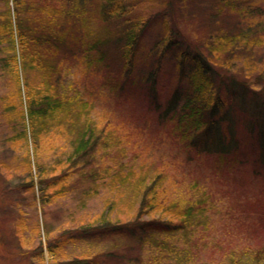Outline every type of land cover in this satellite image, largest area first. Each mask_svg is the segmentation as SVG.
Segmentation results:
<instances>
[{
    "label": "rangeland",
    "instance_id": "1",
    "mask_svg": "<svg viewBox=\"0 0 264 264\" xmlns=\"http://www.w3.org/2000/svg\"><path fill=\"white\" fill-rule=\"evenodd\" d=\"M25 1L27 7L30 0ZM126 1L128 5L132 2L130 11L137 15V28L140 30L138 59L141 60L145 55V59L152 63L146 68L138 62L134 71L151 68L154 70L153 64L158 62L159 65L154 80L147 77L146 82H139L140 89L135 99L127 101L124 98L115 102L117 106H110L109 101L112 100L106 99L107 101L103 102L93 97L91 114L98 120V128L104 127L105 132L115 135V141L118 142L116 147L110 144L104 148L107 150L112 147L109 154L100 153L99 162H110L109 159L113 155H119L123 163H128L122 170L127 174L125 178L128 185L123 184L122 187L119 181H114L115 184L110 180H95L96 184L85 183L79 186L78 191L66 195L65 178L59 181L60 188L64 189H60L62 193L52 194L50 201L43 202L40 196L52 190L55 192L59 187H50L48 191L41 190L39 169L35 164L37 161L30 152L33 150V141L28 128L26 130L29 156L25 152L27 147L23 148L22 145L13 144L8 140L13 133L8 128L19 116L16 109L22 110L20 115L26 118V106L23 94L20 96L24 105L19 106V95L15 93L16 88L11 82L13 78L0 66V264H52L53 260H66V255L73 256L72 253L76 252L71 250L75 248L95 245L94 241L78 242L76 246L68 247L58 259L52 258L46 247L47 238H56L62 231L71 227L130 222L136 219H140L137 224L141 225L142 220L171 219L173 214L168 210L155 208L153 201L151 205L146 203L143 206H140V197L139 202L136 201L137 194L132 191V183L139 176L144 178L145 173H148L144 178L147 183L149 175L154 177L160 173L164 177L161 188L171 191V204L181 203V192H187L197 202L202 201L200 208L203 210L198 214L201 222L193 223L194 226L188 225L186 238H182L180 232L175 235L176 252H185L180 264H186L183 263L184 258H189L187 264H234L238 261L240 264H256L253 254L264 250V164L257 153L258 146L255 142V135L260 128L253 119L251 109L249 114L241 109L245 104L238 98V94L236 96L238 89L227 90V76L232 75L248 85L245 96L252 102L253 93L261 89L264 81V38L255 46L244 41L234 46L228 44L229 47L226 46L222 50V55L213 48L210 50L207 42L212 29L221 28L231 32L243 28V16L240 14L246 11L239 3L235 5V0H219L221 4L217 3L218 0ZM101 2L102 0H81L78 7L82 9L81 12H85L81 14V18H85L90 12H99ZM260 7L259 11L264 12V0L261 1ZM4 8L5 4L0 0V24L5 20ZM253 18L258 24L261 23L262 17L259 14ZM95 23L100 31L106 27L101 20L96 19ZM165 23L169 26L168 33L175 35L174 40L177 42L173 47L165 48ZM88 25L92 26L91 23ZM113 28L115 25L112 23L110 29ZM255 33H258L256 36L259 37L264 31L257 27L252 36H255ZM4 43H0V48ZM179 44H189L191 49L202 50V54L207 55L216 65L214 81L219 85L224 110L229 113L227 126L234 133L233 140H237L235 157H232V154L226 157L207 151L195 153V148L188 150L190 147L171 136V132L174 133L172 128L175 126V120H169L165 124L160 121L159 114L166 100L175 89L180 90L185 86L183 74H187L189 70L188 61H185L187 65L180 80L179 69L176 67L178 60L174 57L179 54L175 50ZM159 51H162L160 57ZM1 53L0 51V57ZM90 78L91 86L100 90L97 84L99 77L91 75ZM86 82V79L82 78V83ZM249 122L253 123L250 128ZM195 142L204 149L205 145L211 144V138L206 131H202ZM99 151H102V148L99 147ZM171 178L176 181L172 190L167 187ZM32 181V186L28 185ZM22 182H26L24 187L21 186ZM194 186L196 188H192ZM128 187L127 193H120L121 188ZM188 187H191V190L185 191ZM83 190L84 204L77 207ZM108 203H111V208ZM150 231L145 232V236L148 232L151 233ZM154 236L161 246L163 242L170 243L173 237L164 232H155ZM129 239L125 243L135 244L134 238ZM104 242L109 244V240ZM145 244H148V241H145ZM131 247L127 248L129 253L139 252L135 246L130 249ZM252 251L255 252L252 254ZM167 260L175 264L173 260ZM102 263L122 264V257Z\"/></svg>",
    "mask_w": 264,
    "mask_h": 264
},
{
    "label": "trees",
    "instance_id": "2",
    "mask_svg": "<svg viewBox=\"0 0 264 264\" xmlns=\"http://www.w3.org/2000/svg\"><path fill=\"white\" fill-rule=\"evenodd\" d=\"M2 1L5 4V20L0 24V43H5L0 48V66L13 78L9 79H12L15 93L19 95V106H26V118L20 115L22 110L16 109L19 116L8 128L13 132L8 140L23 148L27 147L25 152L29 156L28 128L33 141V150L30 152L37 161L35 164L39 169L41 190L59 187L55 192H46L40 199L48 202L53 198L52 194H61L64 189L66 195L73 194L85 183L96 184L95 180L101 182L105 179L115 184L114 181H119L122 187L123 184L128 185L125 178L127 174L122 171L128 163H123L119 155H113L110 162H99L98 156L102 153L109 154L110 149L116 147L118 142L115 141V135L105 132L104 127L98 128V120L91 114V110L93 97L103 102L106 99L112 100L109 105L115 106L124 98L127 101L135 99L140 89L139 82L145 81L147 77L154 80L158 62L153 64L154 70L140 69L139 73L134 71L138 62L146 68L152 63L145 59V55L141 60L138 59L140 30L137 28V15L129 8L132 2L128 5L126 0H102L99 12H90L82 19L81 14L85 12H81L82 9L78 7L81 0H30L27 7L25 0ZM261 1L235 0V5L239 3L246 11L240 14L243 16V28L230 32L215 27L208 37L207 45L210 50L213 48L222 55V50L229 47L228 44L234 46L244 41L255 46L257 42L263 41V33L259 37L256 36L258 33L252 36L257 27L264 31V12L259 11ZM217 3L221 4L219 0ZM257 14L262 17L260 24L253 20V16ZM96 19L105 23L106 27L101 31L96 27ZM88 23L92 26H87ZM112 23L115 28L110 29ZM164 28L167 34L163 38L165 48L173 47L177 42L174 40L175 35L168 33L169 26L166 23ZM188 46L189 44L177 45L175 50L179 54L174 56L178 60L176 67L179 69L180 80L187 65L185 61H188L189 70L187 74H183L185 86L180 90L175 89L168 97L159 114L160 121L165 124L169 120H175L171 136L190 147L188 150L195 148V153L207 151L226 157L232 154L235 157L237 140H233L234 133L227 126L229 113L224 110L219 85L214 81L216 65L207 55L202 54V50ZM160 56L162 51H159ZM91 75L99 77L97 84L100 90L91 86ZM82 78L86 79L85 84L82 83ZM227 79V90L238 89L236 96L238 94V98L245 104L241 109L248 114L251 109L253 119L259 125L255 142L258 146L257 153L264 164V81L261 89L255 90L250 102L245 96L248 85L232 75H228ZM22 94L24 104L20 96ZM6 103L7 101L4 104ZM250 125L253 126V123L249 122V128ZM202 131H206L211 138V144L205 145L204 149L195 142ZM110 144L113 145L111 148L104 149ZM99 147L102 151H99ZM147 175L145 173V177ZM65 178L66 186L62 189L59 181ZM144 178L139 176L133 180L134 186L131 187L137 194L136 201L139 202L140 197V206L146 203L151 205L153 201L155 208L170 211L173 214L171 219L152 218L142 220L141 225L137 224L140 219H136L65 229L56 238H47L46 247L52 258L58 259L68 247H74L78 242L94 241L95 245L75 248L71 250L76 252L72 253L73 256L66 255V260H53L52 264H103V261L115 260V257H122V264H173L167 259L173 260L175 264L182 263L185 252H176L175 235L180 232L181 237L186 238L188 225L194 226L193 223L201 222L198 214L203 210L200 208L202 201L197 202L187 192H181V203L171 204V191L161 188L164 177L160 173L154 177L149 175V179H146L149 183ZM32 183L33 181L28 185L32 186ZM175 183L174 178H171L167 187L172 190ZM25 185L26 182H22L21 186ZM121 190L120 193H127L129 187ZM190 190L191 187L185 188V191ZM82 192L77 207L84 204V190ZM109 205L111 203H108V207ZM191 229L190 227V231ZM147 231L151 233L148 232L145 236ZM155 232L171 234V242H163L161 246L154 236ZM129 238H134L135 244L125 243ZM106 240H109V244L104 242ZM134 246L139 252L129 253L127 248L132 249ZM253 255L256 264H264V250ZM188 261L189 258H184L183 263L187 264ZM234 264H240V261Z\"/></svg>",
    "mask_w": 264,
    "mask_h": 264
}]
</instances>
